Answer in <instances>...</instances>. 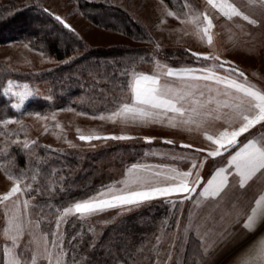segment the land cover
Returning a JSON list of instances; mask_svg holds the SVG:
<instances>
[{
    "label": "rangeland",
    "instance_id": "rangeland-1",
    "mask_svg": "<svg viewBox=\"0 0 264 264\" xmlns=\"http://www.w3.org/2000/svg\"><path fill=\"white\" fill-rule=\"evenodd\" d=\"M37 1L42 8H47L50 13L55 12L71 24L77 36L81 37L87 48L103 49V47L108 48L124 44L131 48L141 49L143 51L142 55L131 66L132 68L135 65L138 71L152 70L155 60L151 54L157 49V46H159L161 51L155 59H158L162 65L167 64L174 67L187 66L193 63L194 57L187 51L191 49L192 52H205L213 56H219L223 60L234 62L244 71L250 83L255 84L259 88H264V24L251 25L247 21H243L242 18L228 21L220 15H215V29L211 32L213 42L209 44L207 38L202 37V27L197 30L187 23H182L189 11L184 5L191 3L194 7L199 6L202 11L205 0H105L112 7H117L129 13L134 17L135 21L143 26L146 34L137 39L129 38L119 30L99 25L96 21L108 20L107 22L114 23L112 18L108 19L106 15L100 16L90 12L91 15L95 16L94 19L96 21H94L86 14L81 4L82 1L100 2L104 0ZM231 2L236 3L247 14L252 15L253 18L264 20V13L259 7L251 6L249 0H231ZM169 13H175L180 19H177L175 15H169ZM178 50L182 53H179ZM142 57L144 59H141ZM66 60L67 58L58 60L45 51L34 48L26 41H11L0 44V69L32 76L29 80L11 79L12 83L9 84V80L5 87V90L8 89V91H2L4 101H0V119L16 116L17 120L10 121L7 125H0V149H3L7 144L13 153V157L18 158V166L20 168L27 167L28 175L35 177L31 182L44 190V194L40 197L41 204L47 206L48 201L51 200L53 208H55L60 203H63L60 201L62 195L60 194V188H66L65 185L67 184H71L67 188L70 189L69 192L71 193L75 191L74 195H72L75 198H68L65 201L74 202L75 199L92 195L95 191L100 190L102 184L110 185L112 181L122 180L131 170L133 164L145 166L133 170L135 174L155 176L157 172H162L170 175L173 167L187 170L191 166V160H203L207 155V153L189 152V149L177 142L180 139L194 140L197 148L210 147L207 141L203 143L188 136L189 134L192 136V134L189 133L190 131L180 127V123L178 128L173 127L174 130H170L169 127L162 126V122L156 123L154 120L147 122L142 120H128L127 122L117 120L114 122L107 118V113L112 107L110 101L111 93L108 94L109 96H102V98H98V94L87 97L84 93L70 96L67 90H58L54 93L49 81L37 78L38 74L36 73L42 70L51 73L53 70L61 68ZM178 61L182 63H176ZM212 63L213 61L211 60L207 61L208 65ZM177 79L178 77H171L168 78V82L173 86L183 87V84H181L183 82L173 83L172 80L178 81ZM101 91L103 92V90ZM126 91L127 87L120 91L119 94H115V96L120 97ZM22 93L23 95H21ZM16 105H19V107H16ZM36 112L39 113V116L34 114ZM102 113L104 114V119H101ZM157 120L159 121V118ZM5 128L9 132L18 134V144L13 143L17 141V135H11L10 137L3 135ZM80 135H92L93 137L123 135L130 138H94L91 141H82L79 139ZM260 135H264V128L257 125L253 130H250L249 134H245L242 137L241 143L246 139L258 138ZM145 136H150L154 139L145 141ZM164 138H168L170 141L174 139V141L171 144L166 143L167 139L164 140ZM25 141L28 142V147L22 152ZM39 146L56 150L55 152L58 155L65 154L67 157L69 156L75 161H79L80 165L74 167L75 164L72 165V161H69V159L62 163L60 162L58 166L53 168L55 171L52 170V175H59V184H53L52 179L46 182V178H43V180L38 176L39 173L36 167L33 166V158L31 157V164H29L28 160L34 149ZM136 150L140 154H137L134 158L141 157L135 159L136 161L134 158L130 161L131 153L133 151L136 152ZM233 150L230 149L228 152H223L216 158L209 157L204 162L203 167L200 169L202 181L198 187H202L206 183L215 167L224 166L226 169L232 167L228 164V155ZM93 156L97 157L98 170L93 173L90 181L85 184L86 186L81 188L82 183L76 181L81 173L84 172L85 174L89 171L86 166ZM181 157H187V159L182 160ZM21 158L25 160L24 166H20ZM148 168L151 169L150 172L147 171ZM9 185L10 182L2 168H0V192L7 190ZM116 186L119 187L120 185ZM222 191L223 196L220 201L216 197L197 196L194 193L192 194L193 198L185 201L183 205L174 204L172 200L164 202L160 199L151 204L142 205L139 208H128L125 206L124 209H121L117 207L106 209L99 213H92L84 218H81L79 214H73L68 218V221H62L61 224L65 229L71 227L72 223L74 224L75 222H80L82 228H85L88 223L96 225V233L92 235L91 240L96 245L98 244V247H102L104 243L101 244V237L113 236L112 233L114 231L111 229L113 223H121L128 215L130 216L142 208L151 207L158 212L160 207L166 206V209L172 212L173 217L168 218L163 227L152 224L153 230L146 239L145 244L147 245L144 247L151 248L150 254L149 256L139 257L132 264H157V261H160V264H164L165 261L167 264H194L193 259L198 264L199 256L196 254L197 250L203 251L202 248H199L200 241L193 233L192 228H188L185 233L183 226L193 221H198L205 215L215 214L218 203H222L226 199L240 200L247 207V210L250 211V207L254 206L255 200L264 192V176H256L244 188H241L238 181L234 179L226 187V190ZM71 193H67L66 197H69ZM63 206H67V203H63ZM35 211L38 212L39 209ZM44 217L42 228L44 230L54 229L55 212H46ZM177 217L180 218V225L176 222ZM32 219L34 221L37 219L35 213ZM3 231V208L0 207V264H4L5 261L4 245L6 241ZM38 233L39 229L37 230V235ZM260 233H264V227L253 229L250 235L228 244L209 257L205 264H209V261L212 264H232L233 258L238 253L246 254V251L257 247ZM78 237L81 241L79 242L80 239L76 240L77 246L87 243L88 240L83 239L80 234ZM21 239H27V237H22ZM8 244L9 259H11L12 254L18 252V248L13 247L10 240ZM41 247L35 246L37 256L35 264H41ZM169 251L171 256L165 254ZM74 254L65 252L61 259L66 260L65 256L68 255L71 258L70 261L74 258L75 264H81L78 261V256ZM32 256L33 248H28L25 254L21 256V259L30 264ZM190 256L193 257L192 260ZM53 259H55V256ZM44 264H47L46 260Z\"/></svg>",
    "mask_w": 264,
    "mask_h": 264
},
{
    "label": "snow or ice",
    "instance_id": "snow-or-ice-1",
    "mask_svg": "<svg viewBox=\"0 0 264 264\" xmlns=\"http://www.w3.org/2000/svg\"><path fill=\"white\" fill-rule=\"evenodd\" d=\"M249 4L259 7L264 13V0H249ZM31 7H38L44 12H49L47 8L39 5H25V8ZM184 7H187L189 11L182 23H187L197 30L202 27V37H206L209 44L213 42L211 32L215 29V15H220L228 21L242 18L251 25L264 24V20L253 18L231 0H205L202 11L199 6L194 7L191 3L185 4ZM19 11L23 9H18L17 12ZM50 15L76 34L72 25L62 17L55 12H51ZM169 15H175L177 19H180L175 13H169ZM160 51L157 46L151 54L155 60L151 71H138L135 65L131 70L127 67L121 69V61L103 62L104 65L112 68L110 73L105 72L109 81L127 82V91L124 95L116 97L113 93L110 96L112 107L107 113V118L114 122L117 120L147 122L157 118H168L183 124L196 125L210 147L194 148L192 144L183 145L181 142L182 146L196 153H207V155L203 160H191V166L187 170L173 167L170 175L162 172H157L155 176L135 174L133 170L145 166L133 164L122 180L112 181L110 185L102 184L100 190L92 195L75 199L74 202L64 201L63 203H67V206L60 203L53 208L51 200L48 201L47 206L40 203L44 190L31 182L35 177L28 175L27 167L18 166V158L13 157L12 151L6 144L3 149H0V168L10 182L7 190L0 192V207L3 208L4 220L3 235L6 241L4 264H29L21 259L28 248H33L30 264H35L37 258L35 246H42L41 264H44L45 260L47 264H75L74 258L72 261L61 259L65 252H74L77 247L75 237L69 239L67 229L61 224L62 221H68L73 214H79L81 218H84L86 215L106 209L117 207L124 209L125 206L139 208L160 199L164 202L172 200L174 204L183 205L185 201L193 198L194 193L197 196L216 197L220 201L223 196L222 190H226L232 180H237L239 186L244 188L256 176H264V135L246 139L241 143L242 137L249 134L255 126L260 125L264 128V88L250 83L244 71L234 62L223 60L219 56L205 52H192L188 49L187 51L194 57L193 63L174 67L162 65L158 59H155ZM79 55L75 53L63 63L73 62ZM209 60L213 61L211 65L207 64ZM89 75H91L90 72ZM171 77L180 78L183 81V87L170 84L168 78ZM8 83L11 84L12 81ZM117 87L123 90L125 85L121 83ZM204 89H207V93ZM34 114L39 116L38 112ZM104 118L102 113L101 119ZM16 120V116H9L7 119H0V125H7L10 121ZM3 135L5 137L17 135V141L13 143H19L17 133L9 132L5 128ZM94 138L127 139L130 137L79 136L82 141H91ZM153 139L150 136L144 137L145 141ZM165 142L173 143L169 140ZM27 147L28 142L25 141L21 151L23 152ZM230 149H234L228 155V164L232 167L227 169L224 166L215 167L206 183L198 187L202 181L200 169L204 162L209 157L216 158ZM181 159H187V157H181ZM28 160L31 164V156ZM147 171L150 172L151 169L148 168ZM36 209L39 211L36 212ZM53 211L55 212V228L44 230L42 228L44 214ZM34 213L37 216L35 221L32 219ZM176 222L178 225L181 224L179 217L176 218ZM260 227H264V192L255 200L250 211L240 200L226 199L218 203L215 214L205 215L198 221L184 225L183 231L186 233L188 228H192L200 241L199 248L203 249L202 252L197 250L198 264H205V261L216 252L250 235L251 230ZM22 237L27 239H21ZM9 240L13 247L18 248V252L12 254L11 259H9ZM165 254L171 256L170 251ZM54 256L55 259H53ZM157 264H160V261H157ZM164 264L167 262L165 261ZM194 264H197L195 260ZM209 264L212 262L209 261ZM232 264H264V233H260L257 247L246 251V254L238 253L233 258Z\"/></svg>",
    "mask_w": 264,
    "mask_h": 264
},
{
    "label": "trees",
    "instance_id": "trees-1",
    "mask_svg": "<svg viewBox=\"0 0 264 264\" xmlns=\"http://www.w3.org/2000/svg\"><path fill=\"white\" fill-rule=\"evenodd\" d=\"M81 4L86 14L94 21H96L94 19L95 16L91 15L90 12L100 16L106 15L108 19L112 18V22L114 23L107 22L108 20L96 21L99 25L119 30L132 39L143 37L146 34V30L140 23L134 20L133 16L117 7H112L105 0L100 2L82 1ZM25 5L41 6L37 0H0V44L11 41H26L34 48L45 51L58 60L68 59V57L73 56L75 53L80 54L75 61L64 63L61 68H57L51 73L43 70L36 73L38 74L37 78L51 83L54 93L58 90H67L70 96L84 93L87 97L98 94V98H102L104 95L109 96V93L119 94L122 90L117 87L118 84L123 83L125 85L124 88H126V81H109L107 79L105 72L110 73L112 68L104 65L103 62L106 60L109 62L121 61L120 68L124 69L127 67L130 70L132 63L142 55L143 51L141 49L131 48L124 44L108 48L103 47V49L87 48L81 37L73 34L60 21L56 20L54 16L50 15V12H44L38 7L25 8ZM18 9H23V11L17 12ZM12 13H15V15H11ZM27 27L31 28L26 29ZM178 52L182 53L180 50ZM176 63L182 62L178 61ZM89 72L91 75H89ZM31 77L28 74L21 75L1 68L0 101H4L2 91L4 92L9 80L15 78L29 80ZM136 152L133 151L131 153L132 157H129L131 158L130 161L137 154H140ZM31 157L34 160L33 166L36 167L40 179L46 178V182L52 179L53 184L58 183L59 175H52V170L60 162L62 163L69 159V161H72V165L75 164L74 167L80 165L79 161H75L65 154L58 155L47 147L39 146L37 149H34ZM140 157H136L134 160ZM96 159L97 157L93 156L86 166V169L89 171L85 174L84 172L81 173L78 177L76 182L82 183L81 188H84L85 184L92 178L93 173L97 172L98 165ZM20 163V166L25 165L24 158H21ZM74 183L72 184L74 185ZM68 185L71 184L65 185L66 188H60V194H62L60 201L62 202L68 198H75V196H72L75 191L69 192ZM67 193H71V195L66 197ZM158 212L154 211L151 207L147 209L142 208L140 211H136L130 216L128 215L121 223H113V226L111 225V229L114 231L112 233L113 236L107 235L106 238L102 236L101 244L104 243L102 247H98L99 245H96L91 240L92 235L96 233V225L93 224V226L88 223L85 225V228H82L79 221V223H72L71 227L66 228L68 238L75 237V239L77 238L76 240H79L78 236L80 234L83 239L88 240L86 244L77 246L72 253L78 256V261L81 264H132L141 256H149L151 248L144 247L147 245L145 244L146 239L153 230L152 224L163 227L166 220L173 217L172 212L168 211L166 206L160 207ZM65 257L67 261L71 260L68 255ZM190 259L192 260L193 257L190 256Z\"/></svg>",
    "mask_w": 264,
    "mask_h": 264
},
{
    "label": "crops",
    "instance_id": "crops-1",
    "mask_svg": "<svg viewBox=\"0 0 264 264\" xmlns=\"http://www.w3.org/2000/svg\"><path fill=\"white\" fill-rule=\"evenodd\" d=\"M179 67V66H178ZM181 67V66H180ZM178 81H176V80H172L173 81V83L175 82V83H177V82H183L180 78H178L177 79ZM180 80V81H179ZM181 84H183V83H181ZM205 92L207 93V90H205ZM156 123L157 122H162V126L163 125H165L166 127H169L170 128V130H174V128L173 127H175V128H178L179 127V123L180 122H178V121H176V120H174V119H168V118H159V121L156 119V120H154ZM174 122H176L175 124H174ZM181 124V126L180 127H183V129H186V130H188V131H190L189 133H191L192 134V136L189 134H187L188 136H190L191 138L193 137V138H195L196 140H199L200 142H203V143H205V139H204V137H203V135H202V133H201V131L198 129V127L196 126V125H187V124H183V123H180ZM169 140L170 141V139H168V138H164V140ZM173 141H174V139H172ZM176 141V140H175ZM177 142H179L180 144H181V146H182V143L181 142H183V145H188V144H192V145H194V148H197L196 146H197V144H195V141L194 140H192V141H190V140H186V139H180L179 141H177ZM190 150V149H189ZM189 152H194L193 150H190Z\"/></svg>",
    "mask_w": 264,
    "mask_h": 264
}]
</instances>
